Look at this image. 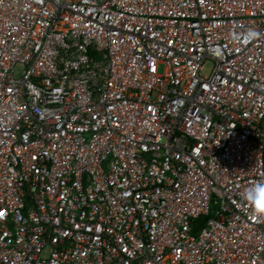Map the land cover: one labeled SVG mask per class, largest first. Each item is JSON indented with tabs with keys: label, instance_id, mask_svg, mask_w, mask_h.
I'll use <instances>...</instances> for the list:
<instances>
[{
	"label": "built area",
	"instance_id": "obj_1",
	"mask_svg": "<svg viewBox=\"0 0 264 264\" xmlns=\"http://www.w3.org/2000/svg\"><path fill=\"white\" fill-rule=\"evenodd\" d=\"M259 183L264 0H0V264H264Z\"/></svg>",
	"mask_w": 264,
	"mask_h": 264
},
{
	"label": "clouds",
	"instance_id": "obj_2",
	"mask_svg": "<svg viewBox=\"0 0 264 264\" xmlns=\"http://www.w3.org/2000/svg\"><path fill=\"white\" fill-rule=\"evenodd\" d=\"M246 199L260 215H264V183L256 184L252 188L247 189Z\"/></svg>",
	"mask_w": 264,
	"mask_h": 264
},
{
	"label": "trees",
	"instance_id": "obj_3",
	"mask_svg": "<svg viewBox=\"0 0 264 264\" xmlns=\"http://www.w3.org/2000/svg\"><path fill=\"white\" fill-rule=\"evenodd\" d=\"M209 217L208 216H200L198 219L194 221V232L197 233L199 228L204 225Z\"/></svg>",
	"mask_w": 264,
	"mask_h": 264
},
{
	"label": "rangeland",
	"instance_id": "obj_4",
	"mask_svg": "<svg viewBox=\"0 0 264 264\" xmlns=\"http://www.w3.org/2000/svg\"><path fill=\"white\" fill-rule=\"evenodd\" d=\"M213 63L211 61H208L206 66H207V70H209L212 67Z\"/></svg>",
	"mask_w": 264,
	"mask_h": 264
}]
</instances>
